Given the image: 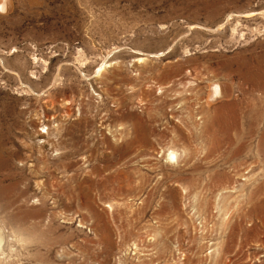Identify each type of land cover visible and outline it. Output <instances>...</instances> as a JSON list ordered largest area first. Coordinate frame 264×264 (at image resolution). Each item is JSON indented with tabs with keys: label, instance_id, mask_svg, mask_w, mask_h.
Instances as JSON below:
<instances>
[{
	"label": "rangeland",
	"instance_id": "374dc122",
	"mask_svg": "<svg viewBox=\"0 0 264 264\" xmlns=\"http://www.w3.org/2000/svg\"><path fill=\"white\" fill-rule=\"evenodd\" d=\"M261 13L0 0V264H264Z\"/></svg>",
	"mask_w": 264,
	"mask_h": 264
},
{
	"label": "bare ground",
	"instance_id": "6f19581e",
	"mask_svg": "<svg viewBox=\"0 0 264 264\" xmlns=\"http://www.w3.org/2000/svg\"><path fill=\"white\" fill-rule=\"evenodd\" d=\"M3 7V5L1 4V8ZM4 8V7H3ZM262 14V13H261ZM248 17H251V20H253L254 18H255V14L254 13H247L246 14ZM262 18H264V14H262V16H261ZM229 21V20H228ZM237 23H236V25L234 26V28L232 29V32L234 31H236V27L238 26V21H236ZM243 29H248V27H247V25H243ZM256 30V29H255ZM262 31L264 30V26L262 27V29H261ZM264 32V31H263ZM259 33V32H258ZM241 35H243V34H241ZM153 56V55H152ZM143 58L141 57V58H138V60L141 62V60H142ZM138 61V62H139ZM102 64V63H101ZM103 67H104V63L99 67V69L96 71V75H98L100 72H101V70L103 69ZM256 73H261V71L260 70H257L256 71ZM220 87H218V85H216V84H214V86H213V95L214 96H216V97H219L220 96V89H219ZM244 111H246L247 112V110L245 109ZM243 112V111H242ZM244 115H246V117H248V115L249 114H247V113H244ZM245 117V118H246ZM254 117V116H253ZM257 120V119H256ZM178 155L179 154H177L175 151H173V150H168L167 151V154H166V159H167V161L168 162H171V164H173V163H175V162H177V159H178ZM258 157H260V154H259V156ZM98 194H100V193H98ZM251 194V193H250ZM250 196V195H249ZM25 201V200H24ZM245 201V200H244ZM244 201H243V203H244ZM249 205V204H248ZM9 238V237H8ZM3 242V235H2V233H0V246H1V243ZM211 251H209V253H210Z\"/></svg>",
	"mask_w": 264,
	"mask_h": 264
}]
</instances>
